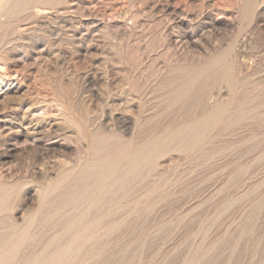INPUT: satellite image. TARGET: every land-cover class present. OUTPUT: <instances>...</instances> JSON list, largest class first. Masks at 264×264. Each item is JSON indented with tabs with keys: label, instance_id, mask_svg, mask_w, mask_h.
<instances>
[{
	"label": "rangeland",
	"instance_id": "1",
	"mask_svg": "<svg viewBox=\"0 0 264 264\" xmlns=\"http://www.w3.org/2000/svg\"><path fill=\"white\" fill-rule=\"evenodd\" d=\"M42 1L0 14V113L22 123L0 135L10 264H46L73 238L64 264H264V0ZM189 67L197 80L172 100ZM219 102L194 143L164 141L91 207L75 194L92 183L72 184L98 136L163 138ZM110 110L131 115L130 130ZM80 216L97 225L73 233Z\"/></svg>",
	"mask_w": 264,
	"mask_h": 264
},
{
	"label": "bare ground",
	"instance_id": "2",
	"mask_svg": "<svg viewBox=\"0 0 264 264\" xmlns=\"http://www.w3.org/2000/svg\"><path fill=\"white\" fill-rule=\"evenodd\" d=\"M27 1L29 0H0V14L2 15H6L7 13H12L13 12V9H15L16 7H18L20 4L22 3H26ZM42 1V0H41ZM43 2V1H42ZM37 3V2H36ZM31 4V3H30ZM24 5V4H22ZM33 5V4H32ZM245 5V3H244ZM30 6V5H29ZM36 6H39V5H36ZM249 6V5H248ZM20 8V6H19ZM25 8V6L23 7V9ZM41 8V7H40ZM15 11H18V10H15ZM22 11V10H21ZM17 14V13H16ZM14 15H15V12H14ZM19 15V14H18ZM2 17V16H1ZM11 17V16H10ZM9 17V18H10ZM13 17V16H12ZM7 18V17H6ZM87 18V17H86ZM5 19V18H4ZM11 19V18H10ZM14 19V18H12ZM1 21V19H0ZM5 22V21H4ZM1 23V22H0ZM3 24V23H2ZM14 46V45H13ZM38 54H36L37 56ZM39 56V55H38ZM183 66V65H181ZM175 67V66H174ZM183 68V67H182ZM223 68V67H221ZM201 69V68H200ZM188 72L190 73V76L188 77V79L182 83V87L180 88L179 91L177 92H173L170 94V97L172 100L178 98L179 96H181L184 92L187 91V89L189 88L188 85L192 82V80H194L195 78H193L192 74L193 72H196L198 73V71H196V69H194L193 67H189L188 69ZM176 71V70H175ZM207 71V70H206ZM205 71V72H206ZM208 72V71H207ZM186 73V72H185ZM200 73V72H199ZM171 74V73H170ZM206 74V73H205ZM209 74V72H208ZM207 74V75H208ZM174 75V74H173ZM184 75V73H183ZM186 75V74H185ZM206 75V77H207ZM199 76V75H198ZM209 76V75H208ZM184 77V76H183ZM197 77V76H196ZM177 79V77H176ZM176 79H175V82H176ZM186 79V78H185ZM202 80V82L204 81L202 78H199ZM169 80V79H168ZM180 80V79H179ZM197 80V79H196ZM194 80V81H196ZM182 81V80H181ZM180 81V82H181ZM192 84V83H191ZM181 85V84H180ZM197 86V85H196ZM201 88V87H200ZM199 89V88H198ZM168 90V89H167ZM170 90V89H169ZM171 91V90H170ZM198 91V90H197ZM196 92V91H195ZM128 94V93H126ZM189 96V94H188ZM127 97H130V96H127ZM190 97V96H189ZM197 97V96H196ZM116 98V97H115ZM188 98V97H187ZM186 98V99H187ZM251 98V97H250ZM128 100V99H127ZM133 101V100H132ZM136 101V100H135ZM110 102V101H109ZM130 102V101H129ZM177 103V102H175ZM174 103V104H175ZM229 103V102H228ZM11 104V103H10ZM17 104V103H16ZM105 104V103H104ZM178 104V103H177ZM207 104V103H205ZM220 104V102H219ZM132 105V104H131ZM134 105V104H133ZM137 105V104H136ZM167 105V104H166ZM13 106V105H12ZM16 106V105H15ZM121 106V105H120ZM180 106V105H178ZM205 106V105H204ZM210 106V105H209ZM124 107V106H123ZM206 107V106H205ZM227 107V106H226ZM15 108V107H14ZM110 108V107H109ZM128 108V107H127ZM11 109V108H10ZM136 109V108H135ZM134 110V109H133ZM138 110V109H136ZM135 110V111H136ZM142 110V109H141ZM225 110V107L223 105H218L216 106L215 108H213L211 111L209 110H206L208 111L207 113H205L198 121H196L194 124H192L191 126L188 125V127L185 129V127H183L184 130H180V131H177V132H168L170 134L164 136L163 138L162 137H155L153 138V136L151 135L152 139H149L145 142H141V144H131L124 140H122L121 138H117V137H110L109 135L107 136L106 134L105 135H101V136H98V138L96 139L94 145L92 146L91 149V155H92V158L91 160H88L84 166V168L81 170V172H79L76 177H73L74 178V182L72 183L74 186L77 185L81 180H91L92 183L90 184L89 187H85V189H77L75 194H79L80 195H86L88 197V199L90 200V207L91 205H95L97 203V201L99 200H102L104 199L105 197V193L106 191L110 190L112 187L114 186H118V187H125L135 176L139 175V173L144 170V166L149 164L151 162V160L153 159V156L157 153V149H159L158 147L166 140H169V139H175L179 142H185L187 139H190V144L194 143L195 142V139L199 136H201L204 132V130L208 127V125L210 124L211 121L215 120L220 114H222ZM4 111V110H3ZM2 110H1V113H0V135H13V134H16L17 131L15 130V128L17 126H21L22 123L18 122L17 120L15 121L12 117H10V115H7L6 113H4ZM125 111V110H124ZM129 111V110H128ZM140 111V110H139ZM144 111V110H143ZM141 112V111H140ZM139 112V113H140ZM9 113V112H8ZM92 113V112H91ZM97 114V112L95 113ZM145 114V113H144ZM226 114V113H225ZM12 115V114H11ZM102 115V114H100ZM108 115L111 117H115L118 122L120 123V125L126 129L125 131L127 130H130V128L132 127L134 121H133V118L131 115H128L124 112H113L112 110H110V112L108 113ZM174 116V115H173ZM228 116V115H227ZM225 116V117H227ZM96 117V116H95ZM101 117V116H100ZM99 117V119H100ZM234 117V116H233ZM88 118V117H87ZM143 118V117H142ZM186 118V117H185ZM244 118V117H243ZM22 120V119H21ZM221 120V119H220ZM84 121H87V120H84ZM106 121V120H105ZM111 121V120H110ZM109 121V122H110ZM141 121H143L141 119ZM97 122V121H96ZM103 122V121H102ZM94 123V122H93ZM98 123V122H97ZM112 123V122H111ZM190 123V122H188ZM27 124V123H26ZM32 124V123H31ZM100 124V123H99ZM110 124V123H109ZM118 124V123H117ZM145 124V122H144ZM155 124V123H154ZM28 125V124H27ZM38 125V123H37ZM78 125V124H77ZM101 125V124H100ZM25 126V125H24ZM31 126V125H30ZM86 126V125H85ZM92 126V125H91ZM90 126V128H91ZM112 126V124H111ZM32 127V126H31ZM115 127V126H114ZM169 127V126H168ZM26 128V127H25ZM42 128V127H41ZM82 128V127H81ZM89 128V129H90ZM96 128V127H95ZM102 128V127H101ZM111 128V127H110ZM109 128V129H110ZM122 128V129H123ZM155 128V126H154ZM158 128V127H157ZM156 128V129H157ZM164 128V127H163ZM162 128V129H163ZM18 129V128H16ZM86 129V128H85ZM97 129V128H96ZM143 129V128H142ZM179 129V128H178ZM28 131V129H26ZM60 130V129H59ZM101 130V129H100ZM98 130V131H100ZM135 130V129H134ZM35 131V130H34ZM39 131V130H38ZM97 131V132H98ZM139 131V130H138ZM146 131V130H145ZM143 131V132H145ZM161 131V130H160ZM175 131V130H173ZM32 132V131H31ZM95 132V131H94ZM136 132V131H135ZM152 132V131H151ZM21 133V132H20ZM62 133V132H61ZM120 133V132H119ZM142 133V132H141ZM149 133V131H148ZM25 134V133H24ZM37 134V133H35ZM48 134V133H46ZM87 134V133H86ZM96 134V133H95ZM130 134V133H129ZM167 134V133H166ZM50 135V134H49ZM91 135V134H90ZM93 135V134H92ZM100 135V134H99ZM137 135V134H136ZM144 135V133H143ZM146 135V134H145ZM144 135V136H145ZM150 136V135H149ZM87 137V136H86ZM133 137V136H132ZM148 137V136H147ZM1 138V137H0ZM129 138H131L129 136ZM128 138V139H129ZM140 138V137H139ZM34 139V138H33ZM36 139V138H35ZM39 139V138H38ZM88 139V138H87ZM146 139V138H145ZM16 140V139H14ZM37 140V139H36ZM86 140V139H85ZM139 140V139H137ZM8 141H13V140H9ZM27 141V140H26ZM32 141V140H31ZM80 141V140H79ZM87 141V140H86ZM176 141V142H177ZM34 142V141H33ZM38 142V141H37ZM42 142V141H41ZM4 143V142H3ZM29 143V142H28ZM178 143V142H177ZM188 143V141H186V144ZM180 145V144H179ZM164 147V146H163ZM181 147V146H180ZM43 148V147H42ZM188 148V147H187ZM201 148V147H200ZM170 149V148H169ZM88 150V149H87ZM166 150V149H165ZM168 150V149H167ZM179 150V149H178ZM161 151V150H160ZM180 151V150H179ZM7 152V151H6ZM88 152V151H87ZM88 154V153H87ZM160 154V153H159ZM87 156V155H86ZM161 156V155H160ZM159 156V157H160ZM5 157V156H4ZM175 157V156H174ZM156 158V157H154ZM86 160V158H85ZM2 161V160H1ZM166 161V160H165ZM167 162V161H166ZM53 163V162H52ZM61 163V162H60ZM59 163V164H60ZM168 163V162H167ZM57 165V164H56ZM65 166V164H64ZM70 167V166H69ZM148 167V166H147ZM53 168V167H52ZM65 168H67L65 166ZM40 169V168H39ZM71 170V168H70ZM72 170H76V169H72ZM71 170V171H72ZM159 170V169H158ZM162 171V170H161ZM8 172V171H7ZM49 172V171H48ZM55 172V171H54ZM60 172V171H59ZM74 172V171H73ZM72 172V173H73ZM143 172V171H142ZM152 172V171H151ZM41 174V173H40ZM62 174V172H61ZM67 174V173H66ZM55 175V174H54ZM69 175V174H67ZM60 176V175H59ZM144 176V175H143ZM53 177V176H52ZM55 177V176H54ZM68 177V176H67ZM50 178V177H49ZM69 178V177H68ZM43 179V178H42ZM55 179V178H54ZM70 179V178H69ZM68 179V180H69ZM73 179H71L72 181ZM1 181V180H0ZM53 181V179H52ZM50 182V181H49ZM48 182V183H49ZM56 182V181H55ZM68 182V181H67ZM44 183V182H43ZM47 183V182H46ZM52 183V182H51ZM50 183V184H51ZM75 183V184H74ZM86 183V182H85ZM13 184V183H12ZM49 184V185H50ZM80 184H82V182H80ZM47 186V189L48 187L50 186ZM59 185V183H58ZM67 185V183H66ZM72 185V187H73ZM136 185V184H135ZM78 186V185H77ZM52 187V186H51ZM57 187V186H56ZM61 187V186H60ZM63 187V186H62ZM129 187V186H128ZM39 188V187H38ZM67 188V187H66ZM14 189V188H13ZM36 189V187H35ZM40 189H42L40 187ZM52 189V188H50ZM129 189V188H128ZM33 190V189H32ZM38 190V189H36ZM43 190V189H42ZM45 190V188H44ZM12 191V190H11ZM35 191V190H34ZM33 191V192H34ZM41 191V190H40ZM61 191V190H60ZM67 191V190H66ZM73 191V190H72ZM39 192V191H38ZM43 192V191H42ZM41 192V193H42ZM64 192V190H63ZM110 192V191H109ZM122 192V191H120ZM11 193V192H10ZM44 193V192H43ZM74 192H72L71 195H73ZM37 194V192H36ZM35 194V195H36ZM39 194V193H38ZM74 194V195H75ZM42 195V194H41ZM46 195V194H45ZM39 196V195H38ZM44 196V195H42ZM48 196V195H47ZM121 196V195H120ZM50 197V195H49ZM74 197V196H72ZM80 198V197H79ZM113 198V196H112ZM7 199H8V189L3 186V185H0V212L2 211V209H4L5 205H8L6 204L7 202ZM10 199V197H9ZM67 199V198H66ZM54 200V199H53ZM63 200V199H62ZM75 200V199H74ZM73 200V201H74ZM87 200V199H86ZM144 200V199H143ZM9 201V200H8ZM61 201V200H60ZM69 201V200H68ZM72 201V200H71ZM128 201V200H127ZM59 202V201H58ZM89 202V201H87ZM43 203V202H42ZM112 203V202H111ZM44 204V203H43ZM46 204V203H45ZM84 204V202H83ZM42 205V204H41ZM104 205V203H103ZM107 205V204H106ZM113 205V203H112ZM43 206V205H42ZM42 206L40 208H42ZM49 206V204H48ZM75 206V205H73ZM77 206V205H76ZM52 207H54L52 205ZM95 207V206H94ZM103 207V206H102ZM117 207V206H116ZM11 208V206L9 207ZM39 208V207H38ZM45 208H47L45 206ZM56 208V206L54 207ZM52 209V208H50ZM58 209V208H57ZM69 209V208H68ZM80 209V208H79ZM82 209V208H81ZM99 210V208H97ZM116 209V208H115ZM6 210V209H5ZM37 210V209H36ZM44 210V208H43ZM46 210V209H45ZM59 210V209H58ZM87 210V209H86ZM97 210V211H98ZM104 210V209H103ZM24 211V209L21 211V213ZM35 211V210H33ZM96 211V212H97ZM6 212V211H5ZM18 212V211H17ZM42 212V211H41ZM40 212V213H41ZM84 212V211H83ZM87 212V211H86ZM108 212V211H107ZM34 213H37V211H35ZM33 213V214H34ZM39 213V214H40ZM101 212H99L100 214ZM106 213V212H105ZM43 214V213H42ZM41 214V216H42ZM78 214H80L78 212ZM7 215V214H5ZM13 215V214H12ZM23 215V214H22ZM36 215V214H34ZM57 215V213H56ZM20 216V215H19ZM49 216V215H48ZM52 216V215H51ZM83 216V215H82ZM77 217V218H72L68 221V223L66 224V226H74L76 227V230H73L72 232L75 233L74 231L81 234L82 231H84V229L86 228H89L91 227L92 225L96 224L97 220L96 218L94 219H91V220H83L81 217ZM99 216V215H98ZM10 217V216H9ZM18 217V216H17ZM35 217V216H34ZM38 217V216H37ZM89 217V216H88ZM96 217V216H95ZM48 218V217H47ZM46 218V219H47ZM55 218V216H54ZM108 218V217H107ZM17 219V218H16ZM43 219V218H42ZM68 219V218H67ZM86 219V218H85ZM100 219V218H99ZM110 220V219H109ZM108 220V221H109ZM113 220V219H112ZM25 221V220H23ZM28 221V219H27ZM37 221V220H36ZM51 221V220H50ZM114 221V220H113ZM0 222L1 219H0ZM30 222V221H29ZM59 222H60V218H59ZM4 223V222H3ZM63 223V222H62ZM108 223V222H107ZM116 223V222H115ZM1 224V223H0ZM12 224V223H11ZM140 224V223H139ZM7 225V224H5ZM47 225V224H46ZM97 225V224H96ZM4 226V224H3ZM27 226V225H26ZM32 226V225H31ZM30 226V227H31ZM101 226V225H100ZM104 226V225H103ZM133 226V225H132ZM33 227V226H32ZM40 227V226H39ZM45 227V226H44ZM29 228V227H28ZM31 229V228H30ZM30 229H28L30 231ZM70 229V228H69ZM96 229V227H95ZM100 229V228H99ZM112 229V228H109V230ZM114 229V228H113ZM27 230V231H28ZM107 230V231H109ZM16 231V230H15ZM28 231V233H29ZM65 231V230H64ZM71 231V230H70ZM92 231V230H91ZM90 231V232H91ZM22 232V231H21ZM23 233V232H22ZM26 233V232H25ZM64 233V232H62ZM67 233V232H66ZM69 233V232H68ZM71 233V232H70ZM71 233V234H73ZM5 234V233H3ZM1 234L0 235V248L3 249V252L0 253V264H10L11 263V257H12V253L14 252V248L12 247V244L8 242L9 239H7V235H3ZM12 234V233H11ZM21 234V233H20ZM31 234V233H30ZM84 234V232H83ZM91 234V233H90ZM27 235V233H26ZM29 235V234H28ZM57 235V234H56ZM55 235V236H56ZM66 235V234H65ZM75 235V234H74ZM87 234H85L86 236ZM19 236V235H17ZM78 236V235H77ZM81 236V235H80ZM89 236V234H88ZM24 237V235H23ZM22 237V238H23ZM28 237V236H27ZM25 236V238H27ZM75 237V236H74ZM91 237V235H90ZM67 238V237H66ZM65 238V239H66ZM102 238V236H101ZM109 237H107L108 239ZM74 239V238H73ZM73 239L68 241L66 244H64L61 248H58L51 256H50V259L47 260L48 263L46 264H64L63 263V257L66 255V253L68 251H71V249L74 247L73 245ZM89 239V238H87ZM93 239V238H92ZM92 239H91V242H92ZM68 240V239H67ZM66 240V241H67ZM103 240V239H102ZM51 241V240H50ZM61 241V240H60ZM79 241V240H78ZM87 241V240H86ZM19 242V241H17ZM52 242H55V241H52ZM96 242V241H95ZM56 243V242H55ZM64 243V242H63ZM57 244V243H56ZM59 244V243H58ZM89 244V243H88ZM51 245V244H50ZM76 245V244H75ZM82 245V244H81ZM94 245V244H92ZM18 246V245H16ZM98 246V244H97ZM29 247V246H28ZM55 247V246H54ZM90 247V245H89ZM94 247V246H92ZM99 247V246H98ZM18 248V247H17ZM49 248V247H48ZM79 249V247H77ZM86 249V248H85ZM91 249V247H90ZM20 250V249H19ZM54 250V249H53ZM27 251V250H26ZM72 252V251H71ZM93 252V250H92ZM75 253V252H74ZM72 253V254H74ZM79 253L80 255V251L77 252ZM76 253V254H77ZM83 254V257L85 258V254ZM97 254V253H96ZM15 255V254H14ZM71 255V254H70ZM67 256V255H66ZM40 257V256H39ZM38 257V258H39ZM32 258V257H31ZM49 258V257H48ZM70 258V257H69ZM83 258V259H84ZM88 258V256H87ZM86 258V259H87ZM191 258V257H190ZM45 259V258H44ZM35 260V259H34ZM33 260V261H34ZM37 260V259H36ZM35 260V261H36ZM39 260V259H38ZM41 260V259H40ZM26 261V260H25ZM46 261V262H47ZM69 262H70V259H69ZM72 262V261H71ZM70 262V263H71ZM29 263V262H28ZM27 263V264H28ZM39 263V262H38ZM37 263V264H38ZM35 264V263H34ZM67 264V263H66Z\"/></svg>",
	"mask_w": 264,
	"mask_h": 264
}]
</instances>
